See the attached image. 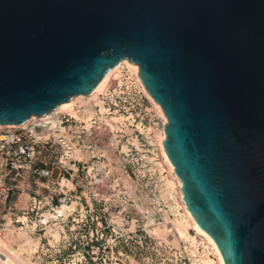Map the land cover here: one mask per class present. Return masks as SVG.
Here are the masks:
<instances>
[{"label":"water","instance_id":"water-1","mask_svg":"<svg viewBox=\"0 0 264 264\" xmlns=\"http://www.w3.org/2000/svg\"><path fill=\"white\" fill-rule=\"evenodd\" d=\"M225 264H264V0H0V125L88 94L122 59Z\"/></svg>","mask_w":264,"mask_h":264},{"label":"built area","instance_id":"built-area-1","mask_svg":"<svg viewBox=\"0 0 264 264\" xmlns=\"http://www.w3.org/2000/svg\"><path fill=\"white\" fill-rule=\"evenodd\" d=\"M102 98L108 107L104 114L108 120L120 112L129 115L134 106L126 93ZM99 115L92 116L88 126L83 119L61 111L45 117L32 116L23 126L0 127V264H116L118 257H114L112 239L98 235L97 231L93 234V230L88 237L84 234L91 225L107 227L106 219L95 217L94 222L82 210L88 206L95 211L93 206L96 209L106 205L111 196L118 198L121 192L116 191L113 173L102 168L91 173L89 167L85 170V164L98 158L100 151L109 155L117 152L121 155L118 160L124 157V166L130 163L127 157L132 151L130 139L134 131L127 134L122 128L130 124L108 123ZM154 125L155 131L163 133L160 116ZM122 143H126L125 151L117 150ZM110 146L111 151L104 149ZM121 177L129 186L124 202L128 209L134 206L140 219L146 221L142 226L136 224L137 220L132 223L130 230L140 228L144 234L138 238L137 254L129 253L126 257L137 255L144 260L148 258L143 252L148 242L162 245L174 233L169 231L166 239L156 235L154 238L147 228L162 225L173 215L168 210L162 215L158 213L161 203L154 191L130 189V173ZM124 222L123 225L128 224ZM189 231L193 233L192 229ZM177 243L178 264H188V250L181 245L185 242L179 239Z\"/></svg>","mask_w":264,"mask_h":264},{"label":"rangeland","instance_id":"rangeland-1","mask_svg":"<svg viewBox=\"0 0 264 264\" xmlns=\"http://www.w3.org/2000/svg\"><path fill=\"white\" fill-rule=\"evenodd\" d=\"M121 73V76H127V72L125 70H122ZM118 79L119 78H114L110 87V92L106 95L126 93L124 88L121 89L119 87ZM140 92L138 91L134 95H129L128 93H126L132 98L134 105L131 110L128 111L131 112L129 115L120 112V115H112L111 119L108 120L107 116L104 115L108 111V107L106 105H104L106 111L99 115L101 119H104L108 123L109 121H115L128 125L130 124L128 127H125V125L123 124L124 128L122 129L127 134H131V132L134 131L130 139V142L132 144V151L127 157L130 163L126 164L125 166V162H121L124 161V157H121L120 160H118L121 155H119L117 152L115 153V155H109L106 153L103 154L104 152L102 151L99 152L100 155L98 158L94 157L93 159H90L87 164H85V170L87 171V167H89L91 173H95L98 168H102L105 172L110 171L111 173H113L116 177L115 179L117 180L115 181L116 191L118 190L121 193L119 194L118 198L114 195L111 196L106 202V205L103 204L101 206H96V209L93 206L92 209L95 211H92L90 207L85 206V204L83 205L85 207L82 211H86L87 219L92 216L95 222V217H98V220L106 219L108 223L107 227L105 224L103 227H95L91 225L89 228H87V231L86 229L84 230V234L88 237L90 235V230H93V234H95V232L97 231L98 235L102 234L103 237L109 240L112 239L111 243L113 244L110 245L113 247L114 257H118V259L115 261L116 264H178L177 258L179 257V250L177 249V241L179 239L185 242L181 245H186V248L188 250V264H203L202 261L204 259L205 253H207L205 251V247L200 243L197 246H194L191 243L188 238L194 237L195 233H191L189 231L190 228L184 227L183 229V226H181L178 222L179 217L173 211V209L177 206H180L182 202L178 194L180 193L179 185L173 178L171 172L166 167V164L163 160L161 146L159 144V134H161V131H155L156 127L154 124L158 122L159 116L163 122L162 116L158 112L157 108L151 102L150 104L149 100L144 97L145 94L143 93L144 95H141L139 94ZM102 97L105 96L102 95L99 97L103 102ZM92 101H87L86 103L81 104L78 102L77 106L79 107V109L77 106L76 109L79 110V112L82 110L80 112L82 113L83 111H85L86 106H90L95 111L94 115L100 114L101 112L97 102L94 100ZM83 114H79V118L83 119L88 126L90 122H87V119L90 114ZM149 128L150 131H148ZM137 130L140 132H144L143 134H140ZM125 144L126 143H122V148L119 146L117 150L125 151ZM104 149L111 151L112 147L110 146L107 149ZM76 155L77 151L75 152V156ZM158 156H160L161 160H159ZM126 172L130 173L131 175L130 189L141 190L145 192L154 191L155 196L160 199L159 202L161 203L159 207H157L161 209L158 211V213L162 215L166 212V210H168L173 215V217H167L165 223H163L162 225L147 228L151 232L152 237L156 235L165 238L169 231H172L174 233L173 238H165L166 243H162V245H153L151 242H148V248L143 251L148 258L144 260L138 259L137 255L135 258L126 257L129 253L134 254L138 251V238L144 234V232L141 231L140 228H136V231L130 230L132 223H134V220H137L136 224L142 226L144 222H146L145 219H140L139 213L137 209L134 208V206H131L130 209H128L127 204L124 202L125 198H127L126 196H124V192L125 189H127L129 186L124 182V179L121 176L125 175ZM150 193L152 192H149V197H151ZM177 196L179 197V199L177 198ZM181 212L183 213L182 210ZM124 221H127L128 224L123 225L125 223ZM148 221L150 222V220ZM183 230L184 232H182ZM156 236L154 238H156ZM126 239H128V245L125 242ZM209 257L210 259L215 260L213 255L210 254Z\"/></svg>","mask_w":264,"mask_h":264},{"label":"bare ground","instance_id":"bare-ground-1","mask_svg":"<svg viewBox=\"0 0 264 264\" xmlns=\"http://www.w3.org/2000/svg\"><path fill=\"white\" fill-rule=\"evenodd\" d=\"M122 70H125L127 72V74H126L127 76H125V77L121 76ZM138 70H139L138 65L136 63H133V62L129 61L128 59L124 58V59L120 60L116 65H114L112 68H110L106 72V74L104 75V78L100 79V81L94 86V88L90 91V93H88L86 95L78 94L76 96H73V97L69 98L67 101L58 104L57 107L52 112H48L47 114L43 115L42 117L49 116L52 114H56V113L61 112V111L68 112L69 114H71L77 118H79V114L89 113L90 115L88 116V119H87V122H89V120L91 119L90 117L94 116V113H95L94 109L90 106H86L85 111L80 113L82 110L79 112V110L76 109L78 102L81 104V103H86L87 101L94 100L97 102V104L100 108V112H101L100 114L104 113L106 111L105 106H104V102H102V100L99 97L102 95L106 96V94H108L110 92V87L112 85L114 78H119L118 79L119 87L121 89L124 88L126 93H128L129 95H134L138 91L139 92L142 91L145 94V96H147L149 101L157 108L158 112L162 116L163 124H165L166 123V117H165L164 111H163L161 105L159 103H157L153 99V97L147 92L142 81H139L140 77L138 75ZM122 77H124V78H122ZM116 87H117V85H116ZM78 109H79V107H78ZM30 120H31V117L28 118V120H26L25 122H23L20 125H15V124H7V125L8 126H23V125H26ZM1 126L2 125H0V127ZM159 136H160V138H159L160 143L159 144L161 146V153L163 156L164 163L166 164V167L171 172L173 178L177 181L179 188H180L179 189L180 193H178V194L180 196V200L182 203L180 206H177L176 208L173 209V211L179 217L178 222L180 223L181 226H183V229H184V227H186V228H190L193 230V232L195 233V236L188 238L187 237L188 235H187L186 237L191 241V243L194 246H197L200 243L201 245H203L205 247V251L207 253H205L204 259L202 261L203 264H225L222 253L214 247L212 237L205 231L196 230L195 219H194L193 215L190 213V211L187 209V206L182 199L180 180L176 177L174 170H173V167H172V164H171V161L168 159V157L165 153V150L163 148L164 133H162V131H161V134H159ZM181 210L183 211V213L181 212ZM182 232H184V230ZM210 254L214 256L215 260L210 259V257H209Z\"/></svg>","mask_w":264,"mask_h":264}]
</instances>
